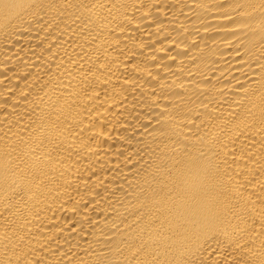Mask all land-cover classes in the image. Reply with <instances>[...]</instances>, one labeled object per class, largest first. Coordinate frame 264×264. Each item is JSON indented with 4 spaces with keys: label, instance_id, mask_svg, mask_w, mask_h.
<instances>
[{
    "label": "bare ground",
    "instance_id": "obj_1",
    "mask_svg": "<svg viewBox=\"0 0 264 264\" xmlns=\"http://www.w3.org/2000/svg\"><path fill=\"white\" fill-rule=\"evenodd\" d=\"M0 264H264V0H0Z\"/></svg>",
    "mask_w": 264,
    "mask_h": 264
}]
</instances>
